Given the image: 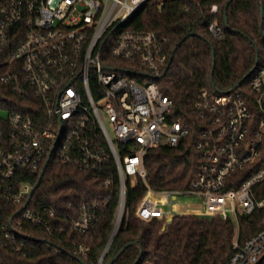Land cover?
I'll return each mask as SVG.
<instances>
[{
    "label": "built area",
    "instance_id": "2783aa9c",
    "mask_svg": "<svg viewBox=\"0 0 264 264\" xmlns=\"http://www.w3.org/2000/svg\"><path fill=\"white\" fill-rule=\"evenodd\" d=\"M148 3L0 0V246L13 254L34 249L28 241L37 240L35 232L59 240L67 228V217L61 220L35 196L33 176L43 177L57 159L92 174L110 193L111 166L119 176L115 224L95 264H103L124 221L127 181L138 178L147 186L136 210L140 218L221 216L235 227L228 264H254L264 255V230L243 243L239 235L240 216L264 208V165L238 187H227L238 169L264 154V55L250 74L253 95L237 87L200 91L195 109L204 129L195 148L201 172L189 190H156L146 182L147 151L180 147L191 127L173 117L174 101L157 82L170 60L165 38L131 25ZM210 29L221 33L215 23ZM187 196L200 202L182 203ZM99 205H84L71 228L92 231ZM89 249L80 243L73 251L83 258Z\"/></svg>",
    "mask_w": 264,
    "mask_h": 264
},
{
    "label": "trees",
    "instance_id": "16d2710c",
    "mask_svg": "<svg viewBox=\"0 0 264 264\" xmlns=\"http://www.w3.org/2000/svg\"><path fill=\"white\" fill-rule=\"evenodd\" d=\"M217 10L213 11V6ZM264 0H149L131 20L133 28L157 32L166 40L172 62L157 80L160 89L174 101L173 117L191 127L190 136L178 148L161 146L145 155L146 182L156 190H189L201 172L202 154L195 148L204 123L195 109L203 88L226 91L237 87L253 95L249 78L264 55ZM215 23L221 33L215 35ZM254 116H260L254 110ZM264 165V154L234 173L238 187L249 175ZM115 190L110 193L99 179L77 166L50 161L35 196L51 205L61 220L67 217L60 239H50L43 230L35 232L36 247L26 254H13L0 246V264H95L113 230L120 202L119 176L111 166ZM33 181L39 179L33 176ZM147 190L142 179L127 181L126 215L103 259L110 264H228L233 250L235 227L221 216L203 218L173 217L172 220L137 216L139 202ZM108 195L110 196L108 198ZM107 199V202L105 200ZM99 202L100 220L88 233L71 228V220L80 215L84 205ZM240 242L264 230V208L243 214ZM80 243L90 247L86 257L73 248ZM260 264H264V258Z\"/></svg>",
    "mask_w": 264,
    "mask_h": 264
},
{
    "label": "water",
    "instance_id": "95a60500",
    "mask_svg": "<svg viewBox=\"0 0 264 264\" xmlns=\"http://www.w3.org/2000/svg\"><path fill=\"white\" fill-rule=\"evenodd\" d=\"M262 13L264 14V6L262 5ZM263 33H264V31H263ZM172 59H173V57L171 56L170 57V60H169V64H168V66H167V69L169 68V66H170V64H171V62H172ZM257 64L259 63V52H258V57H257V62H256ZM46 167H47V163L45 164V166H44V170L46 169ZM44 174V172L42 173V175ZM41 180H42V177L38 180V182H37V184H36V187L35 188H37L39 185H40V183H41ZM114 238V237H113ZM128 245H130V244H127L125 247H127ZM125 247L112 259V261L110 262V264H112L113 263V261H115L117 258H118V256L122 253V251L125 249ZM263 258H264V255L256 262V263H254V264H260L261 263V261L263 260Z\"/></svg>",
    "mask_w": 264,
    "mask_h": 264
},
{
    "label": "rangeland",
    "instance_id": "374dc122",
    "mask_svg": "<svg viewBox=\"0 0 264 264\" xmlns=\"http://www.w3.org/2000/svg\"><path fill=\"white\" fill-rule=\"evenodd\" d=\"M181 201H182V203H184V204H186V203H191V202H189V201H194V202H197V203H199L200 202V199L199 198H192V197H182L181 198Z\"/></svg>",
    "mask_w": 264,
    "mask_h": 264
}]
</instances>
